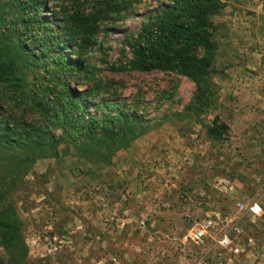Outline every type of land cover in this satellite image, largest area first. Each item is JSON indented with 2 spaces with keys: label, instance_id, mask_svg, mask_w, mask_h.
Returning a JSON list of instances; mask_svg holds the SVG:
<instances>
[{
  "label": "rangeland",
  "instance_id": "obj_1",
  "mask_svg": "<svg viewBox=\"0 0 264 264\" xmlns=\"http://www.w3.org/2000/svg\"><path fill=\"white\" fill-rule=\"evenodd\" d=\"M218 1L221 7L209 17L215 99L198 116L186 110L196 89L186 75L111 68L132 56L126 35L136 37L149 15L173 0H134L121 18L101 24L82 55L87 70L69 77V85L97 86L87 97L91 113L97 102L112 99L113 112L136 114L146 131L109 162L93 163L79 155L77 133L53 130L64 134L57 155L26 162L19 186L0 200L21 221L22 264H86L103 255L125 264L192 263L198 249L185 235L196 222L213 212L235 214L237 201L264 205V0ZM216 117L224 140L205 133ZM15 151L0 143V178ZM244 224L264 241L263 226ZM6 255L0 243V258Z\"/></svg>",
  "mask_w": 264,
  "mask_h": 264
},
{
  "label": "trees",
  "instance_id": "obj_2",
  "mask_svg": "<svg viewBox=\"0 0 264 264\" xmlns=\"http://www.w3.org/2000/svg\"><path fill=\"white\" fill-rule=\"evenodd\" d=\"M133 1L0 0V87L4 89L0 93V143L5 149L20 150L7 157L10 163L4 161L0 200L19 186L26 162L57 155L55 146L65 133H77L79 139L73 140H79L75 146L84 159L106 163L116 150L146 131L136 114L123 109L113 112L117 102L112 99L97 102L91 113L87 97L98 92L97 86L77 90L68 80L87 70L82 55L95 44L101 24L121 18ZM220 7L218 0H173L150 14L136 37L126 35L132 56L111 68L174 70L186 75L196 86L186 110L200 115L215 99L209 78V57L215 48L209 17ZM45 11L50 14L44 15ZM198 50H203L202 56ZM57 128L64 134H55ZM205 133L212 140H224L217 117L205 125ZM20 227L12 206L0 205V243L7 254L0 264H22L26 258Z\"/></svg>",
  "mask_w": 264,
  "mask_h": 264
},
{
  "label": "built area",
  "instance_id": "obj_3",
  "mask_svg": "<svg viewBox=\"0 0 264 264\" xmlns=\"http://www.w3.org/2000/svg\"><path fill=\"white\" fill-rule=\"evenodd\" d=\"M235 206V214L213 212L188 229L185 239L198 249V255L187 264H264V241L244 224L248 219L252 226L258 223L264 227V205L251 200L237 201ZM86 264L125 263L115 255H103Z\"/></svg>",
  "mask_w": 264,
  "mask_h": 264
}]
</instances>
